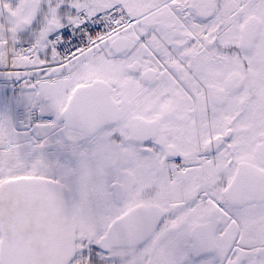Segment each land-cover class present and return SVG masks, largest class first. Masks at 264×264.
Instances as JSON below:
<instances>
[{
  "label": "snow or ice",
  "instance_id": "6c2138e0",
  "mask_svg": "<svg viewBox=\"0 0 264 264\" xmlns=\"http://www.w3.org/2000/svg\"><path fill=\"white\" fill-rule=\"evenodd\" d=\"M0 264H264V0H0Z\"/></svg>",
  "mask_w": 264,
  "mask_h": 264
}]
</instances>
